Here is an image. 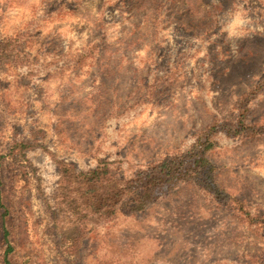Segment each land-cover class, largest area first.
<instances>
[{
  "label": "rangeland",
  "instance_id": "374dc122",
  "mask_svg": "<svg viewBox=\"0 0 264 264\" xmlns=\"http://www.w3.org/2000/svg\"><path fill=\"white\" fill-rule=\"evenodd\" d=\"M138 1L0 0L14 57L0 56V264H264V90L249 102L262 136H213L222 199L183 182L142 212L89 218L84 252L58 253L75 225L59 163L79 173L105 161L122 181L157 171L212 125L236 130L264 81V0L191 13L187 0ZM181 11L189 29H176Z\"/></svg>",
  "mask_w": 264,
  "mask_h": 264
},
{
  "label": "trees",
  "instance_id": "16d2710c",
  "mask_svg": "<svg viewBox=\"0 0 264 264\" xmlns=\"http://www.w3.org/2000/svg\"><path fill=\"white\" fill-rule=\"evenodd\" d=\"M129 1L133 3L139 2L138 0ZM173 1L177 0H158V4L160 5L163 2L169 10ZM208 1L187 0V13L194 12L204 2H207L206 5L208 4L211 7L212 2L208 3ZM208 12L212 14V17L199 26V28H202L200 34H203V32L207 34L206 30L211 28L214 11L210 10ZM173 14V22L177 24L176 29L184 30V28H190L184 11L180 13L174 12ZM0 52H3L0 55L2 57L10 58L9 60L14 58L10 57L6 46L2 44H0ZM21 57L19 56L17 60L20 61ZM262 90H264V81L251 90L247 97L240 102L241 114L236 130L231 133V126L229 127L226 124L212 125L201 133L195 145L192 146L185 156L163 162L158 166L157 171L153 168L151 171L138 173L134 179L122 181L108 169V163L105 161H99L98 166L92 171L79 173L73 169L72 165L59 163L61 183H67L70 186L69 190L72 191L70 192L72 193L70 197L66 194L64 195L60 210L69 211L75 216L73 220L75 225L71 227V232L66 236L60 237L57 242L58 253L61 257L66 261L68 259L74 260V258H78L84 252L85 243L95 231V229L90 227L89 218L94 216L101 219L106 217L114 218L119 213L142 212L160 196L176 190L180 183L195 182L204 190L211 191L216 199H222V196H224L223 190L214 180L218 167L208 157L215 148L213 136L217 130L224 131L228 135L262 136V127L249 122V102L254 100ZM21 146L26 145L17 143L11 150ZM240 211H243V209H240ZM244 214L248 218L253 219L247 211Z\"/></svg>",
  "mask_w": 264,
  "mask_h": 264
}]
</instances>
